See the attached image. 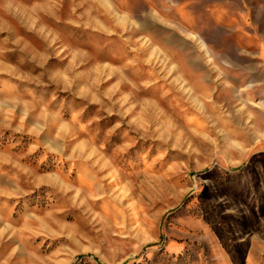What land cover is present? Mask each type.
<instances>
[{"label":"rangeland","instance_id":"1","mask_svg":"<svg viewBox=\"0 0 264 264\" xmlns=\"http://www.w3.org/2000/svg\"><path fill=\"white\" fill-rule=\"evenodd\" d=\"M0 264H264V0H0Z\"/></svg>","mask_w":264,"mask_h":264}]
</instances>
